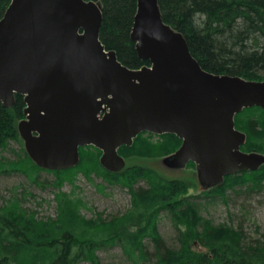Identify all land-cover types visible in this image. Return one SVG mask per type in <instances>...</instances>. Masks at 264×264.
Here are the masks:
<instances>
[{"label":"water","instance_id":"water-1","mask_svg":"<svg viewBox=\"0 0 264 264\" xmlns=\"http://www.w3.org/2000/svg\"><path fill=\"white\" fill-rule=\"evenodd\" d=\"M102 19L97 0H11L0 18V103L23 97L17 130L39 169L74 168L90 146L118 173L119 148L142 133L177 137L165 163L194 164L205 189L264 164V155L241 151L246 135L234 122L244 109L264 110V81L203 70L157 0L136 1L130 38L149 62L140 69L106 50Z\"/></svg>","mask_w":264,"mask_h":264},{"label":"trees","instance_id":"trees-1","mask_svg":"<svg viewBox=\"0 0 264 264\" xmlns=\"http://www.w3.org/2000/svg\"><path fill=\"white\" fill-rule=\"evenodd\" d=\"M10 1L0 0V18ZM98 1L103 14L100 41L106 50L114 51L128 69L149 65L139 59L130 38L137 0ZM157 1L163 21L183 35L203 70L264 81V0ZM24 107L19 95L10 108L0 103V176H23L29 188L56 190V211L53 217L38 218L35 211L22 206L16 194L4 200L0 205V264H100L98 252L114 248L129 264H264V239H252L239 225H214L202 209L215 199L228 206L232 194L240 204L264 197V171L228 176L213 194H199L195 200L186 196L187 186L178 181H163L154 173L136 171L122 184L131 195L129 208L102 223L90 224L81 213L82 201L73 193L76 189L71 194L61 189L65 183L73 186L80 174L87 180L99 172L111 175L98 162L100 151L81 148L79 164L72 169H39L24 147L15 149L11 144H20L16 125L24 118ZM235 126L247 135L241 150L264 155V111L244 109L235 116ZM145 135L159 140L146 141ZM180 144L173 135L143 133L130 147L119 148L118 153L163 158ZM41 173L52 174L54 179L42 180ZM104 179L109 184L114 182ZM26 194L32 197L25 190L23 196ZM201 197L206 198L203 203L198 202ZM162 218L169 220L175 230L176 238L169 244L158 232ZM201 230L210 234L208 243L201 240ZM175 242L178 245L172 246ZM191 242L207 246L208 252L194 253Z\"/></svg>","mask_w":264,"mask_h":264},{"label":"rangeland","instance_id":"rangeland-1","mask_svg":"<svg viewBox=\"0 0 264 264\" xmlns=\"http://www.w3.org/2000/svg\"><path fill=\"white\" fill-rule=\"evenodd\" d=\"M16 133L20 144L12 142L11 144L15 149H19V145L24 147V143L18 133L17 125ZM145 136L147 137L145 138L146 141L151 140L157 142L159 140L153 136ZM88 154L91 155L90 152H88ZM172 154L163 158L122 154L121 157H123L125 162V166L121 170V172L123 171L122 176H118V174H120L119 172H108L100 165L111 175L99 172L97 175L93 174V176L87 180L80 174L77 176L73 186L65 183L61 191L71 194V192H73V188L76 189L73 193L81 199V213L85 219L91 222L90 224H93L94 221H100L102 223V220L109 219L112 216L121 215L129 208L131 195L128 192V189L123 187L122 184L125 181L124 178H126V176H129L131 173L136 171L144 170L145 172L154 173L157 178L163 181H178L180 184L186 185L188 188L186 196L189 195V197H191L189 199L195 200V196H198L199 194H213L215 189H205V187L199 182L195 165H187L185 168L176 169L168 163H165V160ZM100 156L98 157V162ZM259 169L264 171V165H262ZM40 177L42 180H47L48 182L54 179L52 174L47 173H41ZM104 178L113 179L114 182L109 184ZM141 185V183L138 184V186ZM25 190L26 192L31 193L32 197L27 194L26 196H23ZM55 191L56 190H49L47 187L41 190L34 187L29 188L27 186L26 178L23 176H0V205L4 202V200L10 198L11 195L16 194L17 197L22 200V206L35 211L38 218L53 217L55 215ZM208 198L210 199V197ZM204 200H206V198L201 197L198 202L203 203ZM202 209L204 213L206 212L204 216L207 217V219H209L214 225H239L242 227L244 233H250L252 239L259 238L261 241L264 239V197L262 196L259 198H251L246 204H240L238 198L232 194V198L229 199L228 206L223 205L219 199H215L213 203L202 207ZM158 232L167 244L173 242L176 238L175 230L173 229L170 221L165 218H162L158 223ZM200 232V236H202L201 240L204 243H208V240L212 239L210 238V234L206 235L203 233V230ZM176 245H178L176 242L172 244V246ZM190 246L194 253L208 252L207 246L199 245L197 243L194 244V242H191ZM98 257L100 264H129L126 261V258L122 257L121 252L117 248L105 252H98ZM80 264L89 263L82 262Z\"/></svg>","mask_w":264,"mask_h":264},{"label":"flooded vegetation","instance_id":"flooded-vegetation-1","mask_svg":"<svg viewBox=\"0 0 264 264\" xmlns=\"http://www.w3.org/2000/svg\"><path fill=\"white\" fill-rule=\"evenodd\" d=\"M238 130H239V129H238ZM239 131H241V130H239ZM241 132H243V131H241ZM243 133H244V132H243ZM244 134H245V133H244ZM245 135H246V134H245ZM246 139H247V135H246ZM250 153H253V152H250ZM255 153H256V152H255ZM260 167H261V166H260ZM260 167H259V168H260ZM259 168H258L257 170H259ZM257 170H256V171H257ZM194 244H196V243L194 242ZM206 253H207V252H206ZM202 254H204V253H202Z\"/></svg>","mask_w":264,"mask_h":264}]
</instances>
